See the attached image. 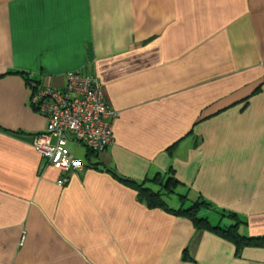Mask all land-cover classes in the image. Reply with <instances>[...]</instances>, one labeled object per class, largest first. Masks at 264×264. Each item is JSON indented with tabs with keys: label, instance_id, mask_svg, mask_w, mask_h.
I'll list each match as a JSON object with an SVG mask.
<instances>
[{
	"label": "crops",
	"instance_id": "crops-1",
	"mask_svg": "<svg viewBox=\"0 0 264 264\" xmlns=\"http://www.w3.org/2000/svg\"><path fill=\"white\" fill-rule=\"evenodd\" d=\"M69 71L118 117L59 184L30 95ZM199 200L264 237V0H0V264H264Z\"/></svg>",
	"mask_w": 264,
	"mask_h": 264
},
{
	"label": "built area",
	"instance_id": "built-area-1",
	"mask_svg": "<svg viewBox=\"0 0 264 264\" xmlns=\"http://www.w3.org/2000/svg\"><path fill=\"white\" fill-rule=\"evenodd\" d=\"M30 103L46 118L44 131L34 135V149L64 175L81 171L84 163L67 146L68 140L99 153L113 143V123L118 111L104 98L96 77L81 71L64 74V85L57 89L41 87L30 95Z\"/></svg>",
	"mask_w": 264,
	"mask_h": 264
},
{
	"label": "trees",
	"instance_id": "trees-1",
	"mask_svg": "<svg viewBox=\"0 0 264 264\" xmlns=\"http://www.w3.org/2000/svg\"><path fill=\"white\" fill-rule=\"evenodd\" d=\"M87 151L89 153H92L88 149H87ZM123 181H124V183H127L126 180H123ZM128 184L135 186L134 184H131V183H128ZM140 191H141L142 195L147 194V197L149 198V200L152 203H154V204L157 203V202H155L156 201L155 198H158V195L154 194L155 192L154 193L153 192L147 193V190H143L142 191V189H140ZM154 199H155V201H154ZM200 205L201 206L202 205L203 206H207V202L202 201V200L201 201L200 200L199 201H195V202H193L192 206H190L189 208H185V209L179 208L176 211V213H178V214L179 213L188 214L189 216H191L193 218V221L197 225L203 226V227H209L210 229H213V230H216V231H220L221 234L228 236L230 239H232L238 245L241 244L242 242L258 243L261 240L264 241V237H260V238H257V237H252V238L244 237L243 235H241L240 233L237 232V230L235 228L236 225L228 226L226 228H220V227H217V226L210 225L205 218L197 216V211H198V208L200 207ZM262 243H264V242H262Z\"/></svg>",
	"mask_w": 264,
	"mask_h": 264
},
{
	"label": "rangeland",
	"instance_id": "rangeland-1",
	"mask_svg": "<svg viewBox=\"0 0 264 264\" xmlns=\"http://www.w3.org/2000/svg\"><path fill=\"white\" fill-rule=\"evenodd\" d=\"M67 146H68V148H69V150H71V152L72 153H74V154H76L77 156H79L80 158H82V159H85V157H84V153H85V151H86V147L84 146V145H81V144H77V143H75L74 141H72V140H68V142H67ZM76 157V156H75ZM178 193H180V194H184L182 191H179V189H178V191H177ZM171 199L172 200H177L178 199V195L177 194H173L172 196H171ZM206 209H200L199 211H198V216H205V215H203V211H205ZM208 212H209V219H211L212 218V220L214 219V217H216V216H218V214L217 213H214L212 210H208ZM214 216V217H213ZM217 218V217H216Z\"/></svg>",
	"mask_w": 264,
	"mask_h": 264
}]
</instances>
